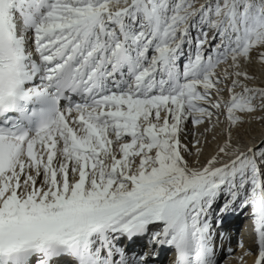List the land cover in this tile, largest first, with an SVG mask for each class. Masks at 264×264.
Listing matches in <instances>:
<instances>
[{"label": "snow or ice", "instance_id": "obj_1", "mask_svg": "<svg viewBox=\"0 0 264 264\" xmlns=\"http://www.w3.org/2000/svg\"><path fill=\"white\" fill-rule=\"evenodd\" d=\"M241 215L264 264V0H0V264H221Z\"/></svg>", "mask_w": 264, "mask_h": 264}, {"label": "bare ground", "instance_id": "obj_2", "mask_svg": "<svg viewBox=\"0 0 264 264\" xmlns=\"http://www.w3.org/2000/svg\"><path fill=\"white\" fill-rule=\"evenodd\" d=\"M247 226H248L247 217L244 215H241L238 218H235L234 220L230 221L229 227L231 228L235 227V231H236L235 234L238 237V240L235 241V238L230 236L233 241L230 242V244L227 243L229 244L228 248H227V244L224 245L226 248L223 246L224 249L219 259L221 261V264L222 263L223 264H242L239 258L242 256L243 251L249 247V243H250L248 233H247ZM231 228H229L230 233L232 230ZM234 243L236 245H234ZM241 244L244 245L243 248L240 247ZM229 248L231 249V255H228ZM245 260H246V264H251V258H245Z\"/></svg>", "mask_w": 264, "mask_h": 264}, {"label": "rangeland", "instance_id": "obj_3", "mask_svg": "<svg viewBox=\"0 0 264 264\" xmlns=\"http://www.w3.org/2000/svg\"><path fill=\"white\" fill-rule=\"evenodd\" d=\"M223 264V263H222Z\"/></svg>", "mask_w": 264, "mask_h": 264}]
</instances>
